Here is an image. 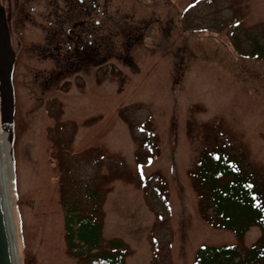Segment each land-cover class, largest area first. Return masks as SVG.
Masks as SVG:
<instances>
[{
  "label": "rangeland",
  "instance_id": "1",
  "mask_svg": "<svg viewBox=\"0 0 264 264\" xmlns=\"http://www.w3.org/2000/svg\"><path fill=\"white\" fill-rule=\"evenodd\" d=\"M21 1L31 19L14 22L15 128L4 154L20 264H88L66 244L72 202L98 208L105 246L121 241L123 264H194L202 246L253 247L259 228L238 242L205 219L193 174L202 151L224 146L264 179V59L249 54L253 41L264 46V0H177L179 12L164 0L162 23L140 44L126 50L116 32L108 64L61 73L41 53L45 0ZM103 3L100 20L135 5Z\"/></svg>",
  "mask_w": 264,
  "mask_h": 264
},
{
  "label": "trees",
  "instance_id": "2",
  "mask_svg": "<svg viewBox=\"0 0 264 264\" xmlns=\"http://www.w3.org/2000/svg\"><path fill=\"white\" fill-rule=\"evenodd\" d=\"M252 47L249 54L264 59V46L253 41ZM242 160L224 146L202 151L193 174L200 210L214 228L233 232L238 242L253 227L261 230V237L249 249L202 246L194 264H264V179L246 168ZM76 204L64 205L69 252L87 259L88 264H123L124 244L111 240L105 246L102 222L96 218L98 208L85 214Z\"/></svg>",
  "mask_w": 264,
  "mask_h": 264
},
{
  "label": "flooded vegetation",
  "instance_id": "3",
  "mask_svg": "<svg viewBox=\"0 0 264 264\" xmlns=\"http://www.w3.org/2000/svg\"><path fill=\"white\" fill-rule=\"evenodd\" d=\"M5 8L13 49L14 22L31 19L26 15L27 4L21 0L15 2L12 10L11 0H6L9 7ZM131 10L119 18L122 9H114L117 15L100 20L101 0H45L46 20L45 37L42 54L54 65V71L90 72L98 70L108 64L113 53L114 38L117 33L125 39L126 50H131L140 44L144 32L150 29V23H162V9L164 0L151 4L148 0H133ZM144 6H142L140 3ZM177 0H167L174 7ZM139 4V5H137ZM177 4V2H176ZM103 6L106 7V0ZM113 7V5H112ZM159 9H158V8ZM9 8V9H8ZM148 12H147V11ZM161 13H158L160 12ZM35 9H33V12ZM138 17L139 14H143ZM159 15V17H158ZM17 18V20H15ZM134 18H137L135 20ZM130 20L132 21L130 24ZM108 24V27H107ZM36 50V46H32ZM16 55V51H15ZM16 64V62H15Z\"/></svg>",
  "mask_w": 264,
  "mask_h": 264
},
{
  "label": "water",
  "instance_id": "4",
  "mask_svg": "<svg viewBox=\"0 0 264 264\" xmlns=\"http://www.w3.org/2000/svg\"><path fill=\"white\" fill-rule=\"evenodd\" d=\"M14 65L15 53L11 44L5 9L0 3V115L1 128L8 134L10 145L14 140L16 111L13 83ZM1 181L0 171V264H15L17 245L9 232Z\"/></svg>",
  "mask_w": 264,
  "mask_h": 264
},
{
  "label": "bare ground",
  "instance_id": "5",
  "mask_svg": "<svg viewBox=\"0 0 264 264\" xmlns=\"http://www.w3.org/2000/svg\"><path fill=\"white\" fill-rule=\"evenodd\" d=\"M7 139V134H1L0 132V171H1V178H2V190L4 195V206L6 211V216L8 220L9 225V232L12 236L13 240L15 241V233L12 225V216H11V205L12 200L9 195V180L11 179L12 175L9 171V164H8V158L4 154L8 152V149L10 148L8 145V142L5 141ZM8 157V156H7ZM13 174V173H12ZM15 264H20L18 253H17V259L15 258Z\"/></svg>",
  "mask_w": 264,
  "mask_h": 264
}]
</instances>
